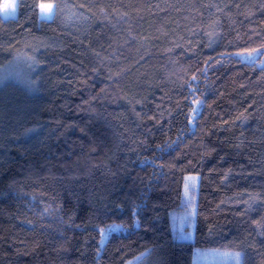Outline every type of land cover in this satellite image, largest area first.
Returning <instances> with one entry per match:
<instances>
[{"label": "trees", "instance_id": "16d2710c", "mask_svg": "<svg viewBox=\"0 0 264 264\" xmlns=\"http://www.w3.org/2000/svg\"><path fill=\"white\" fill-rule=\"evenodd\" d=\"M18 55L34 65L0 83V264H264V0H17L0 69ZM189 175L191 240L173 230Z\"/></svg>", "mask_w": 264, "mask_h": 264}, {"label": "rangeland", "instance_id": "374dc122", "mask_svg": "<svg viewBox=\"0 0 264 264\" xmlns=\"http://www.w3.org/2000/svg\"><path fill=\"white\" fill-rule=\"evenodd\" d=\"M17 0H2L0 5V14L4 19L14 18L16 16ZM55 5L52 2H42L39 4V12L42 18H52ZM34 62L32 57L18 55L0 69V83L8 78L22 84L31 83ZM3 80V81H2ZM198 177L189 175L185 178L183 189V211L177 212L173 217V226L175 228L187 227L189 232L187 237L192 236L193 212L196 211L197 203ZM186 229V228H185ZM190 234V235H189ZM237 253L240 255L237 256ZM138 260L129 261L127 264H136ZM192 264H241V253L232 250H214V249H196Z\"/></svg>", "mask_w": 264, "mask_h": 264}, {"label": "crops", "instance_id": "0c3cea01", "mask_svg": "<svg viewBox=\"0 0 264 264\" xmlns=\"http://www.w3.org/2000/svg\"><path fill=\"white\" fill-rule=\"evenodd\" d=\"M193 214L195 216V210H194ZM173 230L175 231L176 235H178L181 239H187V240L193 239V223H192V232H191L192 236H190V237H187V233L189 232V229L187 227H182V229H180L179 227L175 228L173 226Z\"/></svg>", "mask_w": 264, "mask_h": 264}, {"label": "snow or ice", "instance_id": "6c2138e0", "mask_svg": "<svg viewBox=\"0 0 264 264\" xmlns=\"http://www.w3.org/2000/svg\"><path fill=\"white\" fill-rule=\"evenodd\" d=\"M101 231H103V230H101ZM240 254L239 253H237V256H239Z\"/></svg>", "mask_w": 264, "mask_h": 264}]
</instances>
